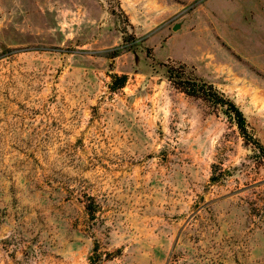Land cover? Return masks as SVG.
Returning a JSON list of instances; mask_svg holds the SVG:
<instances>
[{
  "label": "rangeland",
  "instance_id": "obj_1",
  "mask_svg": "<svg viewBox=\"0 0 264 264\" xmlns=\"http://www.w3.org/2000/svg\"><path fill=\"white\" fill-rule=\"evenodd\" d=\"M180 65L264 148V0H0V264H264L262 150Z\"/></svg>",
  "mask_w": 264,
  "mask_h": 264
},
{
  "label": "trees",
  "instance_id": "obj_2",
  "mask_svg": "<svg viewBox=\"0 0 264 264\" xmlns=\"http://www.w3.org/2000/svg\"><path fill=\"white\" fill-rule=\"evenodd\" d=\"M112 57H115L117 55V50L112 52ZM162 66H166L165 64H162ZM181 70H177L172 67H167V76L169 81L181 92H183L185 95L194 97V98H200V99H206L209 95H207V91H212L213 95L215 97L219 98L216 100H213L214 103L219 106L220 108H223L224 106H228V108H225L224 110L226 113L231 116H233L236 128L241 134V137L248 142H254L252 144H255L256 146H259L257 142L253 141V138L248 134L247 132V125L244 116L239 111V109L234 105V103H230L228 101H224L222 99V95H220L217 91L214 90L213 86L211 84H206L203 81L198 80L194 75L189 73V77H185V71L184 66L180 65ZM192 77V78H191ZM112 84L113 82L117 84L118 88H121L124 86L126 82V76H118L114 75L111 77ZM221 96V97H220ZM260 150H262V158L264 159V148L262 146L258 147Z\"/></svg>",
  "mask_w": 264,
  "mask_h": 264
},
{
  "label": "water",
  "instance_id": "obj_3",
  "mask_svg": "<svg viewBox=\"0 0 264 264\" xmlns=\"http://www.w3.org/2000/svg\"><path fill=\"white\" fill-rule=\"evenodd\" d=\"M173 29H174V30L178 29V26H177V25H175V26L173 27Z\"/></svg>",
  "mask_w": 264,
  "mask_h": 264
}]
</instances>
